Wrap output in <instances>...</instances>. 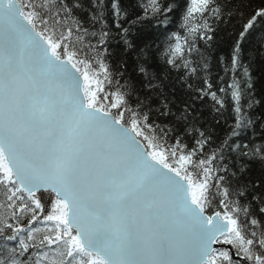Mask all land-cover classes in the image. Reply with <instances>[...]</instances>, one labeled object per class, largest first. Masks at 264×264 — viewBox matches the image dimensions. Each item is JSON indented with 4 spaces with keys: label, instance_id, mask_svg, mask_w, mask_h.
Wrapping results in <instances>:
<instances>
[{
    "label": "snow or ice",
    "instance_id": "1",
    "mask_svg": "<svg viewBox=\"0 0 264 264\" xmlns=\"http://www.w3.org/2000/svg\"><path fill=\"white\" fill-rule=\"evenodd\" d=\"M177 12L206 48L239 15L227 87L170 31ZM245 42L264 55V6L0 0V264H241L230 248L264 264V88ZM205 101L216 124L231 103L218 144ZM17 209L53 227L24 238Z\"/></svg>",
    "mask_w": 264,
    "mask_h": 264
},
{
    "label": "trees",
    "instance_id": "2",
    "mask_svg": "<svg viewBox=\"0 0 264 264\" xmlns=\"http://www.w3.org/2000/svg\"><path fill=\"white\" fill-rule=\"evenodd\" d=\"M148 2L149 0H140L141 4H147ZM167 2L176 3L178 2V0H167ZM121 3L123 6H127L128 0H121ZM229 3L230 5H235L236 7H238L240 9V12L243 13L245 16L249 15L254 9L264 6V0H229ZM173 19L175 20V24L171 26L170 31L179 33L181 36V42H183L185 38L190 43L195 42L196 47H198L202 52H204L205 56H207L208 59L210 60L211 63L210 79L212 80L213 84L216 85V87H221V86L227 87V83H230L231 81V76L230 74L228 76H225L224 72L222 71V66L219 60L221 57L228 59L230 56L232 45L235 42L234 38L240 28L239 15L235 16L230 21L226 17L225 22L220 23L218 25L214 40L210 42L211 43L210 48L205 47V41L199 39L197 34H190L187 31V29L182 26L184 24V21L181 15L179 14V12L173 15ZM209 22L211 23V20ZM190 23L195 24L196 21L193 20ZM172 43H175L174 37L172 38ZM115 47H116L115 42H113V48ZM185 47H187V45ZM254 49H255L254 44L245 42L243 62H245L246 65H250L252 79L253 81H255V91L259 93L261 89L264 88V55H257ZM173 75L175 76L176 74L173 73ZM220 77H224L225 83L221 84ZM177 94L183 95L179 91V88H177ZM198 106L203 107L204 109L203 115L205 117V120L202 122L203 125L209 128V130L212 132L213 139H215L218 144L219 140L222 139L228 131H230L229 126L233 123L231 103L229 102L228 109L227 111L224 112V115L222 117H217L220 120V124H216L213 121L212 117L209 116L210 105L208 101H205L204 105H198ZM259 111L260 110L258 109L257 113ZM259 132H260L259 128H257L255 132H253L252 129L250 128L248 130L247 135L249 138L254 139L257 144H259L260 143ZM189 143L191 142L189 141ZM258 175H259L258 172L254 173V176L258 177ZM5 202H6L5 193L3 192L2 189H0V220H2L5 217V215L11 216V209H6L4 207ZM213 206L216 207L215 204ZM16 214L20 216L19 223L25 227V231L21 235L24 238H27L28 235L27 227L30 225L28 221L31 219V212L26 211L23 214H21L20 210L17 209ZM37 215H38V219L43 217V214L38 213ZM11 222L13 224L17 223V221L14 218L11 220ZM50 226L53 227V223L45 221V231L48 230ZM42 234L43 233L37 234L36 236L39 237ZM10 244L15 245V241L10 242ZM234 255H235V250H234ZM240 257L242 258V256ZM240 261L241 264H243V260Z\"/></svg>",
    "mask_w": 264,
    "mask_h": 264
},
{
    "label": "bare ground",
    "instance_id": "3",
    "mask_svg": "<svg viewBox=\"0 0 264 264\" xmlns=\"http://www.w3.org/2000/svg\"><path fill=\"white\" fill-rule=\"evenodd\" d=\"M245 65H246V63L245 62H243ZM216 247H221L220 245H216ZM224 247H228V248H230V246H224ZM231 249V248H230Z\"/></svg>",
    "mask_w": 264,
    "mask_h": 264
},
{
    "label": "water",
    "instance_id": "4",
    "mask_svg": "<svg viewBox=\"0 0 264 264\" xmlns=\"http://www.w3.org/2000/svg\"><path fill=\"white\" fill-rule=\"evenodd\" d=\"M214 247H216V245H214Z\"/></svg>",
    "mask_w": 264,
    "mask_h": 264
}]
</instances>
